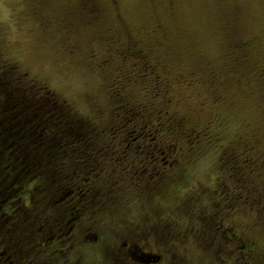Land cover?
<instances>
[{"label": "rangeland", "instance_id": "rangeland-1", "mask_svg": "<svg viewBox=\"0 0 264 264\" xmlns=\"http://www.w3.org/2000/svg\"><path fill=\"white\" fill-rule=\"evenodd\" d=\"M88 1L0 0V72L6 74L5 83L0 85V117L13 123L33 120L39 126L61 102H68L74 112L85 117H110L113 114L93 112V106L96 103L95 108L106 109L114 101V89L124 90L130 83L128 92L136 94L135 98L141 95L143 100L151 97L142 91L144 84L160 86L174 101L186 104L185 108H178L182 112L192 105L186 98L191 96L193 103H198L205 99L200 95L207 91V104L212 102L211 107L194 111V116L199 121L205 116L212 123L215 119L210 111H217L215 105L224 108L225 115L233 119L227 130L264 162V0H95L102 17L100 22L87 26L82 21L88 17L84 10ZM126 31L138 42L136 47L127 41ZM108 36L119 39L105 46ZM125 44L133 47L135 56L125 67L127 70L119 72L120 80H115V65L126 61L121 51ZM71 45L77 51L66 52ZM138 47L144 52H139ZM93 50L98 59L105 61L112 56L114 60L105 68L104 63L100 65L92 58ZM146 52L160 62V68L155 61L151 64L158 69L136 65L140 54ZM158 80L162 81L160 85ZM49 97L53 99L45 111L37 108L36 115L31 116L28 103L42 104ZM6 100L8 110L3 107ZM214 135L192 147L193 159H197L190 165L194 178L187 183L192 190L182 192L196 196L201 192L200 209L209 204V196L202 192L207 193L212 185L210 177L215 180L210 167L219 144L224 143L216 140L222 135L219 130H211ZM34 139L47 147L48 143L43 139L41 143L36 134ZM181 151L186 152L185 147ZM50 165L58 168L52 175L62 187L63 166ZM173 197L179 199L178 194ZM141 207L144 213L154 208L147 199ZM120 208L128 210L125 198L110 205L113 217H117ZM241 211L234 218L238 225L246 224V214ZM109 233L113 234V230ZM261 244L264 248V237ZM174 251L178 254L177 249ZM211 253H204L205 260ZM221 254L226 261L230 258L226 251ZM88 260L85 259L86 264ZM183 264L195 262L185 260Z\"/></svg>", "mask_w": 264, "mask_h": 264}, {"label": "trees", "instance_id": "trees-1", "mask_svg": "<svg viewBox=\"0 0 264 264\" xmlns=\"http://www.w3.org/2000/svg\"><path fill=\"white\" fill-rule=\"evenodd\" d=\"M109 2L112 3L111 0ZM99 6L95 0H89L84 6L85 14L87 15L95 8L100 9ZM152 61H155V59L147 54L140 63L147 69L148 65H153L151 64ZM0 74H3L0 76L1 85L5 83L3 78L6 74L5 71H1ZM135 80L141 83V80L136 77ZM161 82L158 80V85ZM210 82L211 86L215 83L213 78ZM155 85L144 84L142 87V91L151 96L146 100H143L144 97L141 95L135 98L136 94L129 93L127 87L124 90L115 88L113 91L115 94L113 96L114 101L109 107L97 109L95 108L96 103L93 106V112L100 110L103 113L113 114L110 117H104L103 115L85 117L80 112H74L73 107L71 105L70 107L68 102L56 104L55 110L46 115L43 123L40 124L41 126H37L38 123L35 125L33 120H30V122L28 120L30 124L28 126L24 120L13 123L6 117H0V138H2V141H0V164L4 159V154L8 153V156L13 155V161L21 164L20 169L26 168L31 173L38 174L41 170L39 169L40 164L43 161L41 158L43 146L36 143V139H34L36 134L38 138H41V143L42 139L48 143L47 147L45 146L46 161L48 163L45 170L47 176L55 177L52 174L56 173L57 167L50 164H56L60 160V156L70 162L71 155L74 153L72 150L74 139L79 141L78 146L80 147L91 148L97 142L96 144H105L111 148L117 146L114 151L118 152L120 144L115 141V137L120 133L125 138H131L125 129L128 124L130 126L133 124L134 126L130 129L133 132L138 131V134H134L133 137L140 136L145 139L148 136L157 138L158 154L165 155L161 157L166 158L172 153L170 155L174 156L172 161H182L178 156H183V158H189L188 164L191 165L193 161L197 163V159H193L195 154H192V147H195V144H198L199 141L202 142L203 138H214L216 135L211 136V130H219L222 135L216 140L224 141V143L219 144L216 157L212 159L213 163L210 167L213 171L212 175L216 177L215 180L210 177L212 185L207 193L202 192L203 195L209 196L213 200L216 198V204L213 205L209 201L208 206L206 205V211V206L200 209L201 199L199 198L202 197L201 192L198 196L191 193L182 194L183 191L188 190L189 184L187 183V185L183 184L184 186L173 191L172 195L178 194L179 199L174 198L175 208L166 211V215H164L162 208L164 206L156 198L159 203L156 206L158 212H156L154 218H158V221L155 224L156 226H153V242L162 252L164 251V254L171 255V259L168 260L167 264H183L185 260L195 262V264H264V248L261 244L264 237L263 159H258L245 143L234 138L227 130V128H230L229 124L233 119L225 115L226 110L224 108L215 105L217 102L214 96L213 104L217 111L211 110L210 115L215 120L210 123L202 115L203 119L199 121L194 116V111L199 112L200 109L206 110L207 106L211 107L212 102L207 104V91L200 95L205 99L198 103H193V97L191 96L186 98V100H190L192 105L180 112L181 110L178 108H185L186 104L180 105L179 101H174L173 96L170 97V93L161 91L160 86ZM211 86L208 88L209 91L212 88ZM210 93L212 95L211 91ZM50 99L53 98L49 97L42 100V104L33 101L28 103L30 115L35 116L37 108H43V111H45V108L50 104ZM6 102L7 100L3 102V106ZM189 110L192 112L188 114ZM96 120H101L104 124L96 122ZM7 121L12 125L6 126ZM42 131L43 134H41ZM184 147L186 152L181 151ZM162 148L167 150H162ZM36 150L40 152L37 153ZM93 152L79 151L80 160L86 162L85 159L88 160L91 155L94 156ZM88 163L90 164V162L83 164ZM63 164L65 167L62 171L63 176H65L70 173L71 169L68 164L64 162ZM114 174V172L110 173L111 176H114ZM188 178H194L189 168ZM118 187L120 189L119 183L115 186V189ZM189 187L192 190V186ZM130 193L127 191L128 195ZM152 193L160 197V186L155 188ZM167 198L169 200L171 196L169 195ZM66 203L64 202V204ZM210 206L212 210L208 213ZM228 207H232L231 210L238 213V215L242 210V214L243 212L246 214V224L238 225L234 219H230L229 222L221 219L222 212ZM96 210L103 213L104 207L99 206ZM202 210L204 213H202ZM161 222H163L160 224L161 226L158 225ZM133 226L135 230H138L140 236H144V233L149 229L140 223ZM239 226L242 229H239ZM229 229L233 233L231 239H227L226 230L230 232ZM174 249L178 250V254ZM170 250L175 253V256L170 253ZM209 251L212 253L205 260L204 253ZM222 251L228 253L229 260L223 259ZM178 257H181V259L176 261ZM203 257L204 262L201 261Z\"/></svg>", "mask_w": 264, "mask_h": 264}, {"label": "flooded vegetation", "instance_id": "flooded-vegetation-1", "mask_svg": "<svg viewBox=\"0 0 264 264\" xmlns=\"http://www.w3.org/2000/svg\"><path fill=\"white\" fill-rule=\"evenodd\" d=\"M101 14V10L95 8L83 18L82 23L86 22L87 26L96 24L100 22ZM68 28L71 29L70 23ZM124 36L136 47L138 42L127 31ZM118 39L108 36L105 46L113 45ZM130 44H125L121 50L126 61L117 65L114 61L112 79L120 80L119 72L127 70L125 67L131 64L135 50ZM138 48L139 52L145 50ZM75 51L73 45L66 50ZM149 53L140 54L139 58L143 59ZM92 58L100 65L104 63L105 68L114 60L112 56L105 61L98 59L96 50L92 51ZM141 60L136 65L143 66ZM157 64L160 68V63ZM155 67L158 69V66ZM130 87L131 83L127 90ZM8 105L7 100L4 110L9 109ZM132 126L128 124L125 129L131 138H125L120 133L115 137L120 144L118 152L114 151L117 146L111 148L97 142L91 148L80 147L79 141L74 139V153L69 165L71 171L61 176L65 182L62 187L56 177L46 174L45 145L38 174L26 168L20 169L21 164L13 161V155L4 154L6 158L0 164V264H86L85 259H89V264H163L171 259V255L164 254L153 242V226L158 221L154 218L159 203L156 198L164 206V215L174 209L172 193L189 183L188 168H191L187 157L182 161H172V153L166 158L161 157L165 155L158 154L157 138L133 137L138 131L133 132L130 129ZM79 151L96 152L82 162ZM59 158L56 164L65 167L63 162L69 163L64 157ZM87 162L90 164H83ZM111 172L115 173L114 176L110 175ZM118 183L120 189H115ZM158 186L160 197L152 193ZM127 191L131 192L130 195ZM169 195L171 199L168 200ZM124 198L128 210L120 208L117 217H113L110 205ZM145 199L150 207H154L152 212L142 211ZM216 201V198H210L211 204L215 205ZM99 206L104 207L103 213L96 210ZM231 209L224 210L221 219L226 222L233 220L237 213ZM211 210L210 206L208 213ZM138 223L149 228L144 236H140L133 226ZM111 229L113 234L109 233ZM226 231L227 239H231L232 231ZM170 253L175 254L171 250ZM99 256L101 259H97Z\"/></svg>", "mask_w": 264, "mask_h": 264}]
</instances>
